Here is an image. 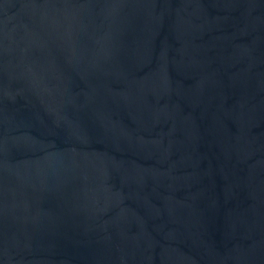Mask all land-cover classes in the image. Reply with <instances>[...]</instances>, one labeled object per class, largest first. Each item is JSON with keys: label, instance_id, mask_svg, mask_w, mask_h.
Wrapping results in <instances>:
<instances>
[{"label": "water", "instance_id": "water-1", "mask_svg": "<svg viewBox=\"0 0 264 264\" xmlns=\"http://www.w3.org/2000/svg\"><path fill=\"white\" fill-rule=\"evenodd\" d=\"M0 264H264V0H0Z\"/></svg>", "mask_w": 264, "mask_h": 264}]
</instances>
